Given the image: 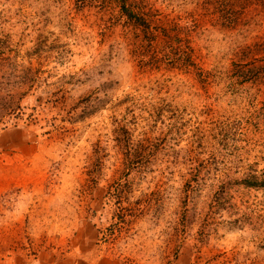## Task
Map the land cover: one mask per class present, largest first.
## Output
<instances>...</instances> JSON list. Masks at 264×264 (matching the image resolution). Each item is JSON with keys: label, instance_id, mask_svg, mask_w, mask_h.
<instances>
[{"label": "rangeland", "instance_id": "374dc122", "mask_svg": "<svg viewBox=\"0 0 264 264\" xmlns=\"http://www.w3.org/2000/svg\"><path fill=\"white\" fill-rule=\"evenodd\" d=\"M262 180L264 0H0V264H264Z\"/></svg>", "mask_w": 264, "mask_h": 264}, {"label": "trees", "instance_id": "16d2710c", "mask_svg": "<svg viewBox=\"0 0 264 264\" xmlns=\"http://www.w3.org/2000/svg\"><path fill=\"white\" fill-rule=\"evenodd\" d=\"M260 180H254L253 182H250L251 184L253 183V184H255V183H258ZM263 181V183H264V180H262Z\"/></svg>", "mask_w": 264, "mask_h": 264}]
</instances>
